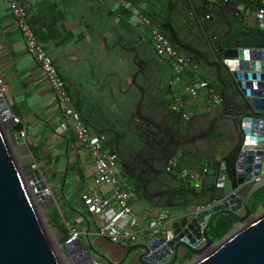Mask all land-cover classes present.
<instances>
[{
    "label": "crops",
    "instance_id": "obj_1",
    "mask_svg": "<svg viewBox=\"0 0 264 264\" xmlns=\"http://www.w3.org/2000/svg\"><path fill=\"white\" fill-rule=\"evenodd\" d=\"M19 1L27 12L28 22L38 42L44 47L65 81L81 117L95 129V134L106 135L105 146L117 155V169L122 178L124 171L121 163L131 169L137 159H143L152 168L146 176L147 179H156L161 184V187L150 186L151 191L176 189L183 180L176 174L165 171L168 159L154 161L149 157L150 152L160 150L161 145L157 148L152 144L155 140L141 133L137 135L126 128L125 137L116 143L114 137L105 131L113 128L120 135L123 134L125 122L135 113L141 94L131 81L133 75L138 72L136 82L145 90V100L141 107L143 115H148L149 111L148 104L152 94L150 80L161 85L158 95L162 103L161 106L158 105L159 109L173 112L170 108L171 101L176 96L180 97L188 106L189 121L196 130H199L198 126H201L202 130H209L213 118L223 113L221 106L210 111L204 110L206 100H195L182 92V87L171 83L170 68L166 61L156 54L150 39L136 22L137 15L150 14L156 24H163L165 29L161 32L167 37L168 29H171L183 47H177L181 54L188 60L190 57L192 59L189 61L192 72L187 80L197 82L205 79L222 97V88L216 82V69L208 68L200 59V55L187 54L188 49L201 50V46H205L204 38L199 35L194 23H187L190 18L186 17L184 21L179 18L176 1ZM223 2L218 1L219 4ZM230 6L231 3L228 7ZM189 12V9L185 11L186 14ZM261 25L256 10H253L247 30L256 35H264ZM246 41L249 44L260 42L254 36L248 37ZM134 50L138 53L136 62L133 61ZM164 66L167 68V77ZM0 78L5 83V104L23 127L25 142L19 149L23 153L21 159L25 164V171H29L31 163H36L45 184L52 190L53 204L48 202L46 213L56 209L60 221L79 233V239L85 248L99 262L143 264L139 261L140 251H129L134 246L147 245L153 239L150 219L167 211L174 223L182 218L185 207L193 209L197 205L209 203L213 195L195 197L181 191L179 194L175 193L171 205L166 206L167 198L164 196L144 198L140 189L142 183L137 182L138 191L131 189L130 199L134 210L139 213L137 243L124 246L99 236L98 229L103 216H109L120 225L124 224L126 219L115 210L109 209L98 215L88 209L90 191L94 187V168L86 152L76 142L71 126L63 117L43 73L27 54L5 0H0ZM201 93L203 94V91ZM136 121L142 124L141 120ZM219 124L221 127L218 131H222L231 142L234 139V130L229 120L223 118ZM130 143L133 144L132 148L128 147ZM172 157L178 160L181 167L201 173L202 170L194 167L191 160L179 156ZM204 170L206 172L201 175L200 182L203 186H208L212 178L209 169ZM124 180L126 181L125 178ZM54 194L59 202L53 197ZM188 253H191L190 258L195 255L180 246L176 264L184 263L183 257Z\"/></svg>",
    "mask_w": 264,
    "mask_h": 264
},
{
    "label": "water",
    "instance_id": "obj_2",
    "mask_svg": "<svg viewBox=\"0 0 264 264\" xmlns=\"http://www.w3.org/2000/svg\"><path fill=\"white\" fill-rule=\"evenodd\" d=\"M175 1L179 18L182 21L190 18L187 23H194L204 38L205 46L201 50L188 49L187 54L200 55L208 68L216 69V82L222 88L223 113L213 118L208 134L200 136L196 132L203 131L201 126L196 130L191 121L168 109H159L161 85L150 80L149 111L143 115L145 90L136 82L138 72L131 81L141 94L135 113L125 122L123 134L113 128L105 131L116 143L125 137L126 128L152 138L157 148L165 141L163 149L150 152L151 160L158 161L168 153V157L186 158L194 167L210 171L212 181L208 186H203L200 180L181 181L176 189L151 191L150 186L161 187V184L156 179H147L152 168L146 160L137 159L134 167L141 180L146 178L145 194L184 191L195 197L213 195L209 200L212 206L200 212L185 207L182 218L172 225L174 236L170 241L153 237L149 244L134 246L129 252L140 251L139 261L143 264H176L179 247L183 246L199 256L193 264H264V212L255 216L250 209L254 193L264 188V35L247 30L253 10L257 14L259 8H264V0H223L222 4L219 0ZM188 9L190 12L186 14ZM168 32L170 41L183 49L172 30ZM250 36L260 42L247 43ZM132 54L136 62L137 51ZM223 118L229 120L234 130L231 142L218 131ZM22 129L21 124H14L0 95V264H61L38 212L39 206L45 209L48 202L53 204V198L42 194L46 184L39 172L29 175L39 192L31 195L13 155V148L25 142L20 135ZM128 147L132 148L133 144ZM221 174L226 181L218 188ZM53 197L59 202L56 194ZM219 216H228L243 226L213 245L208 230ZM64 249L72 264H100L80 239L64 242Z\"/></svg>",
    "mask_w": 264,
    "mask_h": 264
},
{
    "label": "built area",
    "instance_id": "obj_3",
    "mask_svg": "<svg viewBox=\"0 0 264 264\" xmlns=\"http://www.w3.org/2000/svg\"><path fill=\"white\" fill-rule=\"evenodd\" d=\"M5 1L9 13L18 28L27 54L43 73L63 117L71 126L76 142L81 149L86 152L94 168V187L90 191L88 209L92 213L98 215L104 214L105 211L109 209L115 210L126 219L125 223L120 225L109 216H103L102 224L98 229V235L115 244L124 246L136 244L138 241L137 225L139 213L134 210L130 203L132 197L130 185L118 172L117 155L106 148V135L95 134L84 123L65 81L58 73L44 47L38 42L28 22L27 12L21 2L19 0ZM257 16L260 18L261 27L264 30V8H259L257 10ZM136 22L143 28L144 32L151 40L152 47L156 54L170 64L172 71L171 83L173 85L182 87V92L189 94L191 98L195 100H206V104L203 106L206 111H210L212 108L222 105V97L213 89L207 80L202 79L197 82L187 80L190 72H192L189 60L172 44L167 35L158 29L153 19L146 14H139L136 17ZM4 91L5 83L4 80L0 78V95L2 98ZM202 91L203 94L201 93ZM170 108L173 112L178 113L183 120H189L190 113L188 106L180 97L176 96L172 99ZM12 119L14 124L21 123L15 116H12ZM1 120L3 121L4 119ZM20 135L25 140L23 129L20 131ZM165 171L170 174H176L185 182L201 180V175L206 172V170H202L200 173L183 168L174 157H170L166 161ZM33 172H39L36 163L30 164L29 171H22L32 196L39 193L34 188V183L29 179V175ZM225 181V176L221 174L216 187H223ZM41 192L42 194L52 197V190L47 185ZM211 206V203L197 205L192 211L200 212ZM149 225L154 237L170 241L174 236L172 230L173 219L167 211L150 219ZM67 227L68 238L65 242L79 239V233L69 225H67ZM100 264L103 263L100 262Z\"/></svg>",
    "mask_w": 264,
    "mask_h": 264
},
{
    "label": "trees",
    "instance_id": "obj_4",
    "mask_svg": "<svg viewBox=\"0 0 264 264\" xmlns=\"http://www.w3.org/2000/svg\"><path fill=\"white\" fill-rule=\"evenodd\" d=\"M148 17L153 19L152 15L146 14ZM154 20V19H153ZM156 23V20H154ZM157 25V24H156ZM264 206V188L254 193L251 202L250 209L252 212H256L259 206ZM49 224L55 227L57 232L60 234V240L64 243L68 238V228L60 221L59 213L56 209H53L48 213ZM235 221L228 216H219L214 221L211 228L208 230V236L212 243L223 240L233 229ZM191 253L186 254L183 260L189 259Z\"/></svg>",
    "mask_w": 264,
    "mask_h": 264
},
{
    "label": "rangeland",
    "instance_id": "obj_5",
    "mask_svg": "<svg viewBox=\"0 0 264 264\" xmlns=\"http://www.w3.org/2000/svg\"><path fill=\"white\" fill-rule=\"evenodd\" d=\"M20 147L21 146L13 148V155H14V158H15V161H16L18 168L22 172V171H25V164L23 163V161L21 159L23 153H22V150L19 149ZM38 212L40 215V219L43 223V226L45 228V231L48 235V238H49L50 242L52 243L61 264H72L71 260L69 259L68 255L64 249V243H62V241L60 240V234L57 232L55 227H53L52 225L49 224L48 216H47L48 213H46L45 209H43L40 206L38 207ZM263 212H264V206H261L256 210L254 215L259 216ZM242 226H243L242 224L236 223L234 225L232 231L228 235L239 230ZM219 242L220 241L214 242L213 245H217ZM198 258H199V256L193 255L188 260H185L184 263H180V264H193Z\"/></svg>",
    "mask_w": 264,
    "mask_h": 264
},
{
    "label": "flooded vegetation",
    "instance_id": "obj_6",
    "mask_svg": "<svg viewBox=\"0 0 264 264\" xmlns=\"http://www.w3.org/2000/svg\"><path fill=\"white\" fill-rule=\"evenodd\" d=\"M157 26H158V28H159L160 31H162V30L165 29L163 27V24H159V25L157 24ZM150 42H151V40H150ZM167 65L170 68V74H171V78H172L171 66H170L169 63H167ZM166 69H167L166 66H164L165 74H166V77H167V70ZM196 134H200V136H204V135L208 134V130L200 131V133H198V131H197ZM155 143H156V141L152 142L153 145H155ZM164 143H165V141H162L161 142V144H160L161 145L160 150L164 148ZM162 159L163 160L168 159V153L167 154H164L163 157H162ZM123 165H124L123 166L124 178L126 179L127 183L130 185L132 191H138L137 190L138 189L137 182H140V183H142L141 186H140L141 195L144 198L151 199V198L163 197L164 196L165 198H167V200L165 202V205L166 206H170L171 205V202H172L171 199H172V197H174V194L175 193L177 194V192H174V193H171V192L170 193H163V191H160V192H162V195H159V193H157V194H150L149 193V195L148 194H145L144 191H143V186H144V183L146 182V178H144L143 180H141L140 177H139V175H138V173L135 171V167H133V168L130 169V167L128 168L124 163H123ZM182 192H184V191H182Z\"/></svg>",
    "mask_w": 264,
    "mask_h": 264
}]
</instances>
